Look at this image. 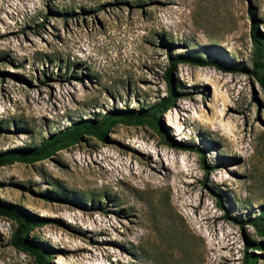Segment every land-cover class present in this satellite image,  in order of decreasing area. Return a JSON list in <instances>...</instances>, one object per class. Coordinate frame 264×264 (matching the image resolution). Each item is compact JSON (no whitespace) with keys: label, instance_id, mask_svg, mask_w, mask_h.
<instances>
[{"label":"rangeland","instance_id":"374dc122","mask_svg":"<svg viewBox=\"0 0 264 264\" xmlns=\"http://www.w3.org/2000/svg\"><path fill=\"white\" fill-rule=\"evenodd\" d=\"M255 21L264 35V0H0V152L159 103L172 58L207 63L173 71L171 140L118 123L106 141L0 168V200L46 219L30 237L52 264H243L248 246L264 264ZM16 227L0 215V264H36Z\"/></svg>","mask_w":264,"mask_h":264},{"label":"trees","instance_id":"16d2710c","mask_svg":"<svg viewBox=\"0 0 264 264\" xmlns=\"http://www.w3.org/2000/svg\"><path fill=\"white\" fill-rule=\"evenodd\" d=\"M259 24L255 21L252 28V35L254 39L255 58L254 74L259 78V81L264 86V35L258 30ZM171 67L167 71V81L170 87V95L162 99L159 103L148 108H142L140 111H123L115 110L100 119H85L72 123L71 126L62 131L51 134L48 138L35 147L18 148L0 152V168L14 163V161L24 162L28 164L41 162L54 156L57 152L71 148L79 144L85 135H93L102 141L107 140L108 131L118 123H126L131 125H145L150 124L160 135L167 138L170 137L166 131V127L161 121L160 117L167 112L176 100V90L173 80V71L177 65L184 62H194L202 65L206 62H197L192 58L179 56L172 58ZM216 66L222 68L220 65ZM171 140V139H170ZM183 148L185 145L181 142H173L172 144ZM201 151L200 148H194ZM50 199V198H49ZM0 215L14 220L17 227L12 236V245L25 252L30 253L35 257L36 264H52V254L55 250L37 237H30L31 231L39 226L46 219L31 214L19 205L8 203L0 200ZM254 226L258 229L261 236H264V207L261 214L252 220ZM255 250L263 249L262 243H252ZM249 246L245 252L243 264H257L258 256L254 252L249 253Z\"/></svg>","mask_w":264,"mask_h":264}]
</instances>
